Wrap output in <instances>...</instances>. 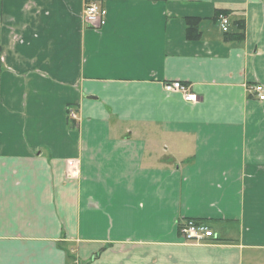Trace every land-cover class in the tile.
I'll list each match as a JSON object with an SVG mask.
<instances>
[{
  "label": "crops",
  "instance_id": "crops-1",
  "mask_svg": "<svg viewBox=\"0 0 264 264\" xmlns=\"http://www.w3.org/2000/svg\"><path fill=\"white\" fill-rule=\"evenodd\" d=\"M256 83L264 0H0V264H264Z\"/></svg>",
  "mask_w": 264,
  "mask_h": 264
},
{
  "label": "built area",
  "instance_id": "built-area-1",
  "mask_svg": "<svg viewBox=\"0 0 264 264\" xmlns=\"http://www.w3.org/2000/svg\"><path fill=\"white\" fill-rule=\"evenodd\" d=\"M107 12V9L99 2H89L85 7L84 21L89 27H99L103 24ZM218 21L225 32L229 31L230 20L225 13H219ZM164 89L181 93L188 102L199 100V96L193 91L192 85L186 82L168 81L164 83ZM251 92L258 100L264 101V85L262 83H256L251 88ZM69 114L72 119H78L76 110H71ZM179 232L186 243L202 244L216 237L215 232L206 222L190 218L179 221Z\"/></svg>",
  "mask_w": 264,
  "mask_h": 264
},
{
  "label": "trees",
  "instance_id": "trees-1",
  "mask_svg": "<svg viewBox=\"0 0 264 264\" xmlns=\"http://www.w3.org/2000/svg\"><path fill=\"white\" fill-rule=\"evenodd\" d=\"M219 13H225L226 15H229L231 13L230 10H223V9H219L217 10V14L219 15ZM217 15V17H218ZM188 29H187V37L190 40H196L198 38L201 37V31L199 30V19L197 18H191L188 19ZM236 24L238 26L239 32H235V33H226V39L227 40H239L242 41L245 37V20L241 19L236 21ZM72 109L68 108V116L70 121H72L73 123H75V119H72L70 117V111Z\"/></svg>",
  "mask_w": 264,
  "mask_h": 264
},
{
  "label": "rangeland",
  "instance_id": "rangeland-1",
  "mask_svg": "<svg viewBox=\"0 0 264 264\" xmlns=\"http://www.w3.org/2000/svg\"><path fill=\"white\" fill-rule=\"evenodd\" d=\"M70 263H73V261L70 260Z\"/></svg>",
  "mask_w": 264,
  "mask_h": 264
}]
</instances>
